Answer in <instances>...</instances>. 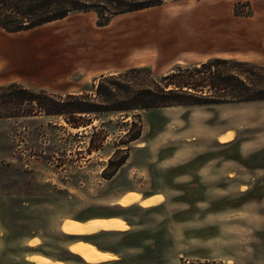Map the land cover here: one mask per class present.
Segmentation results:
<instances>
[{
	"label": "rangeland",
	"instance_id": "374dc122",
	"mask_svg": "<svg viewBox=\"0 0 264 264\" xmlns=\"http://www.w3.org/2000/svg\"><path fill=\"white\" fill-rule=\"evenodd\" d=\"M213 58L263 67L264 84V0H164L103 26L76 12L23 33L0 28V85L53 95L97 100L102 76L142 67L152 76L130 80L152 88ZM9 106L0 105V264H89L70 250L77 240L118 254L106 264H264V102L83 115L80 128ZM126 193L160 198L122 209ZM117 216L127 230L64 232Z\"/></svg>",
	"mask_w": 264,
	"mask_h": 264
},
{
	"label": "trees",
	"instance_id": "16d2710c",
	"mask_svg": "<svg viewBox=\"0 0 264 264\" xmlns=\"http://www.w3.org/2000/svg\"><path fill=\"white\" fill-rule=\"evenodd\" d=\"M164 0H0V28L9 33L27 32L63 20L76 12H95L101 26L115 16L156 8ZM231 64L235 70L222 66ZM245 67L250 70H242ZM263 67L240 61L213 58L191 68L178 67L155 87L134 84L132 74L151 77L147 67L124 74L102 76L96 96L53 95L19 83L0 86V105L21 109L24 116L45 114L63 118L72 128L87 126L82 116L99 113H131L167 107L204 106L216 103L264 102ZM262 76V77H261ZM262 78V79H261ZM28 107L26 110L22 107ZM10 107V106H9ZM10 109V110H11ZM136 139V138H135Z\"/></svg>",
	"mask_w": 264,
	"mask_h": 264
},
{
	"label": "bare ground",
	"instance_id": "6f19581e",
	"mask_svg": "<svg viewBox=\"0 0 264 264\" xmlns=\"http://www.w3.org/2000/svg\"><path fill=\"white\" fill-rule=\"evenodd\" d=\"M233 134H228L220 139L222 143L229 142L233 139ZM141 200V196L136 193H131L127 197H125L120 205L122 206H130L133 203L139 202ZM157 199L148 200L142 202V206L151 207L157 204ZM128 229V225L125 221L121 219L109 220L103 223L95 222V223H80L76 221L69 222L64 231L69 235H81V236H90L97 233L100 230H109V231H125ZM36 245V244H34ZM72 253L80 256L89 264H103L109 261H114L117 259L115 255H112L108 252H104L100 250L98 247L90 244L87 241H81L80 243L75 244L71 248ZM36 261L38 263H44L42 258H37ZM55 264H62L57 262Z\"/></svg>",
	"mask_w": 264,
	"mask_h": 264
},
{
	"label": "crops",
	"instance_id": "0c3cea01",
	"mask_svg": "<svg viewBox=\"0 0 264 264\" xmlns=\"http://www.w3.org/2000/svg\"><path fill=\"white\" fill-rule=\"evenodd\" d=\"M21 33V32H20ZM23 33V32H22ZM12 83H19V84H22V83H20V82H12ZM7 84H11V83H7ZM7 84H3V85H7ZM3 85H0V86H3ZM230 134V133H229ZM228 135V133L227 134H225V135H222L221 137H220V139L222 138V137H224V136H227ZM231 141V140H230ZM234 142V141H233ZM233 142H231V143H233ZM220 143H222L221 141H220ZM128 193H126V194H124V195H122L121 196V198H120V200L125 196V197H127L128 195H127ZM131 194V193H130ZM139 194V193H138ZM127 195V196H126ZM124 197V198H125ZM123 198V199H124ZM157 198H160V197H154V196H149V197H142V200H141V203L140 202H136V204H138L140 207H142L141 205H142V202H144V201H148V200H153V199H157ZM122 199V200H123ZM119 200V201H120ZM121 200V201H122ZM117 202L116 204H118V206L119 207H121L122 209H127V208H130V207H132L133 205H130V206H123L122 207V205L120 206V202ZM133 204H135V203H133ZM141 204V205H140ZM144 207V206H143ZM150 208V207H149ZM115 219H121V220H123V221H125L126 223H127V225H128V228H129V223H128V221H126L123 217H120V216H117V217H109V218H99L98 220H105V221H109V220H115ZM75 221V220H74ZM90 220H88V221H82V222H80V221H76V222H80V223H95V222H99V223H103V222H105V221H102V222H100V221H90ZM65 228V227H64ZM65 232V231H64ZM100 232H120V231H109V230H100V231H98L97 233H100ZM97 233H95V234H97ZM95 234H93V235H95ZM93 235H90V236H85V237H91V236H93ZM79 241V242H78ZM75 242H78V243H80L81 241L80 240H77V241H74L73 243H75ZM87 242H89V241H87ZM72 243V244H73ZM71 244V245H72ZM77 244V243H76ZM90 244H91V242H90ZM75 245V244H74ZM73 245V246H74ZM93 245V244H92ZM72 246V247H73ZM95 246V245H94ZM71 247V248H72ZM97 247V246H96ZM71 248H70V250H71ZM100 249V248H99ZM100 250H102V251H104V252H108V253H110V254H112V255H115L116 257L118 256V254L117 253H115V252H113V251H108V250H104V249H100ZM32 256H34V255H32ZM32 256H30V257H32ZM47 258V257H46ZM49 259V258H48ZM59 262H62V261H59ZM111 262H114V261H109V262H106V263H111ZM64 263V262H63ZM106 263H104V264H106Z\"/></svg>",
	"mask_w": 264,
	"mask_h": 264
}]
</instances>
